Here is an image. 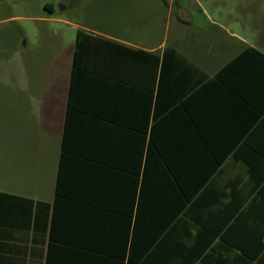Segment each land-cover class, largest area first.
I'll use <instances>...</instances> for the list:
<instances>
[{
	"label": "crops",
	"instance_id": "1",
	"mask_svg": "<svg viewBox=\"0 0 264 264\" xmlns=\"http://www.w3.org/2000/svg\"><path fill=\"white\" fill-rule=\"evenodd\" d=\"M158 1L143 0L136 8L130 2L131 14L146 19L157 13L163 16L167 8L169 15L175 12V24H190V20L183 18L185 9L180 4H176L174 11L175 2ZM133 31L138 39L127 32L120 35L78 28L71 43L69 61L63 63L66 73L59 99L55 103L50 100V105L47 98V108L51 106L46 117L48 144H52L49 150L54 155L57 150L51 194L44 195L40 185L37 145L29 149L27 155L28 151L18 149L8 139H1L0 192L17 197L0 196V264H45L52 235L59 242L85 241L88 220L94 224L99 256L111 254L113 244L121 239L125 230L128 231L129 255L135 219H131L129 228V219L125 224L124 219L118 218L120 210L118 203L116 210L113 200L108 201L107 206L103 202L96 208L102 219H85L82 212V219H77L78 233L68 229L76 225V219L74 223L71 221L69 210H64L63 205L53 210L59 163L64 143L98 145L88 150L76 146L70 149L81 151L85 158L107 160L106 175L111 177L124 169V163L127 165L126 161L135 156L139 131L143 137L146 131V86L150 85L147 78L153 74L146 71L147 67H152L151 63L146 65V51L162 54L167 47L176 50V59L174 63H165L159 97L166 103L160 110L166 111L164 115L169 114L168 119L173 120L180 131L189 127V135L198 136V142L201 137L196 128L200 114L204 113L201 120L206 128L202 137L210 144L206 152L225 158V162L206 181L205 171L200 172L202 176L197 173L200 186L188 205L187 217H183L182 210L173 224L170 223L173 228L165 237L164 245L152 251L149 262L156 257V264H264V67L249 63L248 69V63H235L223 77V84L214 79L218 71L247 46L262 52L264 46L261 42L253 45L245 40L240 44L228 42L216 51L202 49L199 56L200 45L189 34L178 35L174 45L162 42L148 46L146 27L143 25ZM22 65L19 63L18 68ZM248 70L262 73V77L254 76L249 80L254 86L251 89L245 88ZM160 75L159 72L154 80L155 99ZM25 90L16 89L20 105L27 96L23 94ZM54 96H57L56 91L48 94L50 99ZM169 98L174 103L169 102ZM189 138L193 142V138ZM32 140L25 137L23 142L34 144ZM24 174L34 179L24 183ZM169 193L181 198V191L178 193L177 189ZM106 216L109 219H105ZM60 217L63 219H58ZM113 239L112 244H107ZM83 245L85 247L86 242ZM143 264H146V253Z\"/></svg>",
	"mask_w": 264,
	"mask_h": 264
},
{
	"label": "rangeland",
	"instance_id": "2",
	"mask_svg": "<svg viewBox=\"0 0 264 264\" xmlns=\"http://www.w3.org/2000/svg\"><path fill=\"white\" fill-rule=\"evenodd\" d=\"M142 1L0 0V143L8 139L24 152L37 145L44 195L52 193L57 169V150L55 155L49 150L52 144L47 137L46 117L51 109L47 108V98L54 103L59 99L66 73L63 63L69 61L78 28L120 35L127 32L138 39L133 29L144 25L148 46L162 42L174 45L178 35L189 34L200 45L199 56L207 48L216 51L228 42L240 44L245 40L264 46V0H166L175 2L174 11L177 3L185 9L183 18L190 24L183 26L175 24V12L169 15L167 8L163 16L157 13L146 19L131 14L130 2L136 8ZM19 63H23L21 69ZM17 88L26 89L22 105ZM53 91L57 96L50 99L48 94ZM25 137H32L34 144L24 143ZM23 178L24 183L34 179L25 174Z\"/></svg>",
	"mask_w": 264,
	"mask_h": 264
},
{
	"label": "trees",
	"instance_id": "3",
	"mask_svg": "<svg viewBox=\"0 0 264 264\" xmlns=\"http://www.w3.org/2000/svg\"><path fill=\"white\" fill-rule=\"evenodd\" d=\"M46 7L53 9V6L49 4ZM78 33L81 34L82 31ZM175 59L176 50L173 47L165 48L162 54L159 51H146V65L151 63L152 66L147 67L146 71L153 73H149L150 76L147 79L150 85L146 86V131L143 133L144 137L142 131H139L141 136L135 148V156L126 161L127 165L124 163L123 170H119L111 177L110 174L106 175L107 160L85 158V154L81 151L70 149L76 146L82 150H88L87 148H98V145L63 144L53 210L57 211L60 205H63L64 210H69L72 215L71 221L74 223L76 219V225L72 224L68 229L72 233H78L77 219H82V212H85V219H93V221L102 219L100 211L96 208H100L98 205L103 202L107 206L108 201L113 200L116 202V205L114 203L116 210H120L116 215L119 219H124L125 224L126 219H129V228L131 219H135L134 239L130 244L129 255L127 256L128 231L125 230L121 239L113 244L111 254L104 257L99 256L96 251L97 238L93 230L94 224L88 220L85 241L79 242L71 239V241L59 242L55 241L52 235L45 264H143L145 253L146 264H156V257L149 262L150 255L153 250L164 245L165 237L173 228L170 223L180 216L182 210L183 217H187L190 208L188 205L200 186V181L196 178L197 173L202 176L200 172L205 171L203 175H208L206 181L225 162V158L208 155L206 152L210 144L207 145L204 136L202 137V132L204 134L206 128L204 120H201V118L204 119V113L200 114L199 127L196 128L201 137L198 142V136L194 138V135H189L191 132L189 127L181 129L183 130L181 132L175 126V122L168 119L169 114L164 115L166 111L160 110L161 106H165L163 104L166 103V100H161L159 97L161 77L166 69L165 63H174ZM160 63H162L161 69ZM235 63H248V69L252 63L264 67V52L253 46H247L220 69L214 79L223 84V77L227 76ZM159 72L162 76H159L158 95L155 99L154 80ZM254 76L262 77V73L254 74L248 70L245 88L254 87L249 81ZM168 100L174 103L172 98ZM180 132L184 133V137H181ZM189 137L193 138V142ZM198 148L199 152H197ZM175 189L178 193L181 191V198L169 193ZM0 196L17 197L1 192ZM121 210H124V213ZM53 219H55L54 212ZM105 219H109V216ZM113 242L114 239L111 242L108 241L107 244Z\"/></svg>",
	"mask_w": 264,
	"mask_h": 264
}]
</instances>
